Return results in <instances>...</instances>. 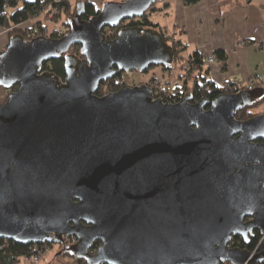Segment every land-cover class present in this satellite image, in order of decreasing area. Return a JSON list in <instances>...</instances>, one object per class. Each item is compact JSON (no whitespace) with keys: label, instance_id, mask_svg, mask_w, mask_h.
I'll return each mask as SVG.
<instances>
[{"label":"water","instance_id":"obj_1","mask_svg":"<svg viewBox=\"0 0 264 264\" xmlns=\"http://www.w3.org/2000/svg\"><path fill=\"white\" fill-rule=\"evenodd\" d=\"M162 0H110L62 37L12 35L0 53V238L65 245L86 264H255L234 236H264V88L177 103L147 84L98 95L118 72L171 65L156 27H107ZM80 45L81 55L67 51ZM65 55L64 79L45 62ZM250 217V219H248ZM248 219V220H247ZM100 241L97 251L92 245Z\"/></svg>","mask_w":264,"mask_h":264},{"label":"trees","instance_id":"obj_2","mask_svg":"<svg viewBox=\"0 0 264 264\" xmlns=\"http://www.w3.org/2000/svg\"><path fill=\"white\" fill-rule=\"evenodd\" d=\"M84 2L85 13L83 14L82 18L90 19L97 15L100 11V8L105 0H100L101 2L98 5V0H80ZM185 3L193 5L200 0H184ZM227 1V0H226ZM230 6L237 5L238 3H244L248 0H228ZM53 8L59 9V11L66 12L68 18H66L64 25L66 33L69 31L71 26V20L75 16V11L72 8V0H0V28H6L14 26L16 28L12 29L11 33L20 32L26 38L32 39L35 36L43 35L44 32V24L42 22L34 23L30 28L24 27L19 28L25 22H31L33 18L40 15L44 9L48 6ZM44 8V9H43ZM155 4L153 5L150 11L155 10ZM150 15L145 13L141 19H131L130 22L124 24H120V26L112 27L109 26L105 30V35L107 38L115 37L120 32L121 27L123 26H131V25H139L145 28H152L156 27L161 32L166 33L168 30H164L159 23L154 22L150 19ZM65 35V34H64ZM52 37H59L56 33L51 35ZM167 36V35H166ZM169 44L176 48V61L171 65L162 66V68L172 75H176V83L172 87L170 85L171 81L166 82L165 86H152L153 90L156 91L155 96H161L164 99L167 97L171 98V101L177 103L181 100L188 91L192 92L190 100L192 102L199 101L200 98H207L209 100H213L215 97L221 95V93H228L230 94L234 88L230 87L233 84V80L225 82V84H218L216 83L210 76L209 71L205 67V62L203 61L205 55L200 51H195L192 54L188 55L187 60L185 61L183 52H186L187 46L183 43L182 40L176 38L173 34L168 36ZM8 45V44H7ZM7 47V46H6ZM4 50V49H3ZM1 50V51H3ZM76 56L81 55L80 45H73L68 51ZM1 53V52H0ZM218 56L224 58L221 51L216 52ZM65 55H61L60 57H56L55 59L48 60L47 63L45 62V68H49L50 70L54 71L55 74H58L60 78L64 79L66 77L65 74ZM178 62H182L179 63ZM178 64V65H177ZM156 66V65H154ZM179 68L178 71L175 72V69ZM125 71H120L109 80L101 81V85L99 90L97 91L98 95H104V92H112L120 89L122 84L124 83L121 78L124 75ZM8 90V94L11 92V88L2 87ZM264 88V87H263ZM232 89V90H230ZM254 106V105H252ZM253 107L247 106L244 107L243 110H240L238 113V118L244 120L246 118L252 117L254 114L251 110ZM262 233L261 231H254V235L249 236V240L243 239L241 236H234L231 241L232 247H240L242 249L254 251L256 248L258 251L263 250L264 242H261ZM44 244V243H43ZM43 244H19L14 240H7L0 238V264H18L21 262L23 256L31 257L35 253L40 252V247ZM51 245L49 243H46ZM100 241H97L92 246V249L96 250ZM64 253L70 252L66 249L63 251ZM71 255V254H70ZM81 259V258H80ZM81 261H84L81 259Z\"/></svg>","mask_w":264,"mask_h":264},{"label":"crops","instance_id":"obj_3","mask_svg":"<svg viewBox=\"0 0 264 264\" xmlns=\"http://www.w3.org/2000/svg\"><path fill=\"white\" fill-rule=\"evenodd\" d=\"M162 1V8L157 10H164L166 30L186 44V51L217 56L218 61L205 64L216 83L243 77L254 78L255 86L264 87V0L234 6L228 0H200L193 5L184 0ZM6 45L0 39V52ZM218 51L224 58L217 55Z\"/></svg>","mask_w":264,"mask_h":264},{"label":"rangeland","instance_id":"obj_4","mask_svg":"<svg viewBox=\"0 0 264 264\" xmlns=\"http://www.w3.org/2000/svg\"><path fill=\"white\" fill-rule=\"evenodd\" d=\"M79 1L80 0H72V8L74 9L75 14H76V10H77L76 6H77ZM105 1L108 2L110 0H105ZM115 1H119V0H115ZM100 2L101 1L98 0V2H97L98 5H100L99 4ZM162 2H160V1L156 2L155 6L157 8L155 10L149 11L147 13L150 15L149 17L151 20H153L156 23H160V26H162L163 29L166 31L167 25H165L166 21L164 20V10L163 11L157 10V9L162 8V6H163ZM53 10H54L53 7H51L49 5L46 9L43 10V12L40 15L33 18V20L31 22H28V23L25 22L19 28H21V29L24 27L30 28L34 23L42 22L44 25H46L44 27L45 28L44 32L42 33L43 36L45 35L48 37H52L51 35H54L53 30H55V28H64V30H65L64 22H65L66 18H68V16L66 15V12H64V10L61 12L58 11L54 15L52 14ZM16 27L11 26V27H6V28L5 27L0 28V39H3V41L5 43L6 42L8 43L10 38L12 37V35L20 33V32H17V33L12 32L11 33L12 29H14ZM172 34H173V32H171V31H168L166 33L167 37L172 35ZM177 34L179 36H181L179 33H177ZM175 36H176V34H175ZM52 38H54V37H52ZM6 46L3 47L2 50L5 49ZM190 52L192 53L193 50L183 52L184 57H186L185 61L187 60L188 53H190ZM179 63H182V62H178V64ZM178 70H179V68H176L175 72ZM175 76L176 75H174V74L172 75L170 72L164 70L161 65H156V66H151L149 69H147L144 72H139L137 70H134L133 72H126L125 71L121 80L124 82L122 84V86L124 84H128L130 86H133V85H137V84L147 83L150 86L153 85V86L157 87V86H165L164 84H166V82L171 81L170 85L173 87L177 81ZM0 93H3L2 94L3 97L2 98L0 97V104H2L7 99L8 90H6L5 88H3V89L0 88ZM105 93H108V92L105 91L104 94ZM2 95H0V96H2ZM251 111L253 114L254 113L255 114L264 113V104L259 105V106H254L251 109ZM71 242H72V240H71ZM39 247H40L39 249L43 251L42 257L40 256L39 258H34L31 260H29V259L26 260V259L22 258L20 260L21 262H19L18 264H86V262L81 261L80 258L74 257V256L70 255L69 253H64L63 251L65 248L61 244L54 243V244L48 245L45 243V244H43L42 247L41 246H39ZM96 251H97V249L96 250L91 249L92 253H95ZM257 252H261V251L257 250L256 253Z\"/></svg>","mask_w":264,"mask_h":264},{"label":"built area","instance_id":"obj_5","mask_svg":"<svg viewBox=\"0 0 264 264\" xmlns=\"http://www.w3.org/2000/svg\"><path fill=\"white\" fill-rule=\"evenodd\" d=\"M58 1H60V0H58ZM53 9H54L53 13H52L53 15L59 11V9H57V8H53ZM20 26H22V25H20ZM45 26L46 25H44V27ZM53 31H54L53 33H56L59 37H62V36H64V34H66V30H64V28H55V30H53ZM203 61L205 62V64L206 63L209 64V63H213V62L218 61V58L214 54H208V55H205ZM254 82H255L254 78L245 80L243 77L242 78L238 77V78L233 79V84L230 87L234 88L233 93H238V92H242V90H252L255 86ZM75 240L76 239H74L73 242H75ZM263 241H264V236L262 237L261 242H263ZM256 251H257V249H255V251H253V252L256 253ZM42 254H43V251L40 250L39 253H35L31 257L23 256L22 258H24L26 260L27 259L31 260L34 258H39L40 256L42 257ZM226 264H230V263L228 262ZM255 264H264V261H261V263H255Z\"/></svg>","mask_w":264,"mask_h":264},{"label":"flooded vegetation","instance_id":"obj_6","mask_svg":"<svg viewBox=\"0 0 264 264\" xmlns=\"http://www.w3.org/2000/svg\"><path fill=\"white\" fill-rule=\"evenodd\" d=\"M134 19H135V18H134ZM136 19H141V18H138V17H137ZM130 20H131V19H130ZM130 20H126V21H124L123 23L126 24V23L130 22ZM230 90H232V89H230ZM232 93H233V90H232V92H231L230 94H232ZM191 95H192V94H191ZM203 98H204V97H203ZM262 104H264V99L261 100V101H259V102H257V103H255L254 106H259V105H262ZM254 106H250V107H254ZM243 108H244V107H243ZM242 110H243V109H242ZM249 111H251V110H249ZM238 113H239V112H238ZM238 113H237V118H238ZM254 115H256V114L254 113ZM254 115H253V116H254ZM253 116H252V117H253ZM238 119H240V118H238ZM246 119H248V118H246ZM240 120H242V119H240ZM256 141H258V142H264V139H257ZM248 219H250V217H248ZM248 219H247V220H248ZM254 231H259V230H254ZM250 235H254V232H253V233H250L249 236H250ZM239 236H240V235H239ZM241 237H242V236H241ZM262 237H263V235H262ZM242 238H243V237H242ZM74 239H76L75 242H77V238H76V237H75V238H72V239H71V238L66 239V243H65V245H63L64 248L67 247L68 245H70L71 243H72V244H75V242H73ZM232 239H233V238H232ZM261 239H262V238H261ZM71 240H72V242H71Z\"/></svg>","mask_w":264,"mask_h":264}]
</instances>
